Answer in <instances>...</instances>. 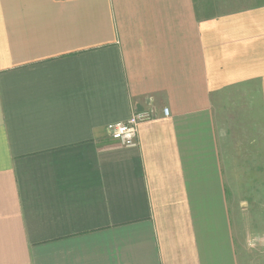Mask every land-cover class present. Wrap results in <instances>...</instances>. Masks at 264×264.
Segmentation results:
<instances>
[{
    "label": "crops",
    "instance_id": "obj_1",
    "mask_svg": "<svg viewBox=\"0 0 264 264\" xmlns=\"http://www.w3.org/2000/svg\"><path fill=\"white\" fill-rule=\"evenodd\" d=\"M254 87L264 0H0V264H250L221 117Z\"/></svg>",
    "mask_w": 264,
    "mask_h": 264
},
{
    "label": "rangeland",
    "instance_id": "obj_2",
    "mask_svg": "<svg viewBox=\"0 0 264 264\" xmlns=\"http://www.w3.org/2000/svg\"><path fill=\"white\" fill-rule=\"evenodd\" d=\"M253 1L216 0V4L221 11H231L247 3L251 6ZM249 89L250 97L258 99L233 97L227 102L221 121L230 144L223 147L231 159L227 181L233 221L240 226L250 264H264V113L259 91Z\"/></svg>",
    "mask_w": 264,
    "mask_h": 264
},
{
    "label": "built area",
    "instance_id": "obj_3",
    "mask_svg": "<svg viewBox=\"0 0 264 264\" xmlns=\"http://www.w3.org/2000/svg\"><path fill=\"white\" fill-rule=\"evenodd\" d=\"M169 110L164 109V115H168ZM154 119V114L150 110L136 112L125 122L109 124L106 128L108 136L124 148H135L138 146L139 126Z\"/></svg>",
    "mask_w": 264,
    "mask_h": 264
}]
</instances>
